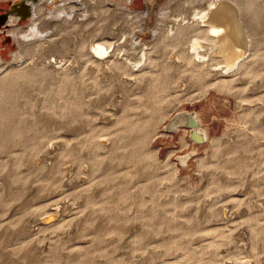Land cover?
<instances>
[{"label": "rangeland", "instance_id": "obj_1", "mask_svg": "<svg viewBox=\"0 0 264 264\" xmlns=\"http://www.w3.org/2000/svg\"><path fill=\"white\" fill-rule=\"evenodd\" d=\"M53 1L46 22L66 23L27 57L8 32L30 21L0 26V264H264V45L244 74L156 51L133 64L159 21L134 36L146 0L100 4L125 24L93 21L86 42L87 6ZM178 113L196 125L170 127Z\"/></svg>", "mask_w": 264, "mask_h": 264}, {"label": "bare ground", "instance_id": "obj_2", "mask_svg": "<svg viewBox=\"0 0 264 264\" xmlns=\"http://www.w3.org/2000/svg\"><path fill=\"white\" fill-rule=\"evenodd\" d=\"M48 1L49 0H13V3L10 5L9 9L6 10L5 12V14L8 15V20L4 24V28L10 26V24L12 23L15 24V22H18V21L19 22L20 21H30L29 30L26 31L22 35L24 40H21L18 37V34L16 33L18 30H15V29L11 30L12 29L11 26H10L11 29L8 32V36L9 34H11L12 36H15L16 39H18V42H20L19 44H20L22 51L21 52L19 51L18 53L21 54V57L25 55L27 57V55H31L32 53L36 51L35 48L41 42L40 38H37V35H39L40 37H43L46 28L54 29L60 24L61 26H63L66 23L65 20L61 22L54 21V23L46 22V17L48 13H46L44 9H45V2L48 3ZM80 1H82L83 4L87 6L88 8L87 12H90V14L87 13L88 17L87 19H85L86 21L81 22L79 24L78 31L80 33L79 32H76L79 34L73 33L74 39L77 40L79 39L80 35L81 36L84 35L85 37H83V41L85 40L86 42L87 37L96 35L95 34L96 31L93 32L94 29L90 28L91 23H93V21L96 23H99L100 21H104L108 19L109 21L111 20L113 23H116L117 25L121 23L119 24L120 26L122 24H125V23H122L121 18L117 16L118 12L108 11L106 9H103L101 6H99L100 4L102 5L106 0H80ZM54 2H56V0H54L53 3ZM125 2H128V4L126 6H123V8H126L127 6H129L132 2H135V0H123V2L120 4L121 7L123 3ZM204 3L206 4V6ZM56 6H57L56 9L52 13L54 17L56 15L58 16L62 14V12H66L67 14H70V11L68 10L69 7H67L65 3L60 4V5L57 4ZM155 9L157 10L156 19L159 21L158 23H156L157 25L152 29V31H150V32L155 33L154 38L148 44L141 43L139 44V46L141 45V47L137 46L139 48V51L137 53L139 58H137L138 61L136 60V62H133V64L134 63L140 64V62L142 61L148 62L151 51H156L160 53V57L162 58L161 60L162 63L171 61L169 59L170 58L169 56L173 57L172 55L175 54L177 58L186 60L188 63H192L197 67L211 66V69L213 67L215 68V66L217 65L215 61L219 59L220 57V59H222L225 63L223 64L225 66L223 67V69H227L228 71L230 70V72L233 71L234 69V72L237 71L238 74H244L245 72L248 73V71H250L249 70L251 69L250 61L252 59H255L256 61L259 60L258 62H262V60L259 57H256V54L252 53V51L253 50L256 51L259 46L261 47L264 45V0H163V1L146 0V10H142V12L140 13L134 12L133 14L129 10H125L128 13L124 11V13H127V15L125 14L126 16L124 17L129 16V14L131 13L133 15V18L136 19L131 24V27L133 29L132 32L134 33V36L137 34H141L144 31L146 33V30H148L149 27L151 28L152 20L150 21L149 19L153 15V12ZM187 13L188 15H185ZM91 14H93L94 16H91ZM34 18H36V20H34ZM129 23L130 22H128V24ZM110 24L112 23L110 22ZM121 30L122 31L124 30V26H123V29ZM2 31L4 30L2 29ZM124 33L126 34V32ZM53 34H55V30H53L52 37H53ZM98 34L100 35L101 32ZM107 34H108V31H107ZM100 36H97V37H100ZM129 36L131 37L132 40L135 41L134 42L135 44L138 43L139 41L138 36L134 37L132 36V33L131 34L129 33ZM55 38H58V37L55 36L54 39ZM79 40H82V39H79ZM48 41L50 40L48 39ZM83 41H80V42H83ZM127 41H131V40H127ZM127 41L125 40V42ZM15 42H17V40ZM76 44H77V41H76ZM55 45H57V43ZM55 45L53 48L54 50L56 47ZM149 45L151 47L150 50L148 48ZM70 47H73V46H70ZM110 48H111V45H108L105 42H96V40L94 44L92 45L90 44L91 53L96 54L97 57L108 55ZM128 48H131V47H128ZM113 50L110 52H113ZM47 53L49 54L50 52H47ZM129 53H126L124 55L126 56L125 58L131 61L133 59V56L131 57ZM20 54L18 55L20 56ZM105 57L103 58L105 59ZM1 60H2V55L0 54V61ZM191 78H193V76ZM223 84L225 85V83ZM178 124H191L195 126L196 121L191 115L187 113H178L175 115V117L171 119L170 127H175ZM197 135L198 134L195 133V136Z\"/></svg>", "mask_w": 264, "mask_h": 264}, {"label": "water", "instance_id": "obj_3", "mask_svg": "<svg viewBox=\"0 0 264 264\" xmlns=\"http://www.w3.org/2000/svg\"><path fill=\"white\" fill-rule=\"evenodd\" d=\"M8 20V15L7 14H0V26L5 24Z\"/></svg>", "mask_w": 264, "mask_h": 264}]
</instances>
